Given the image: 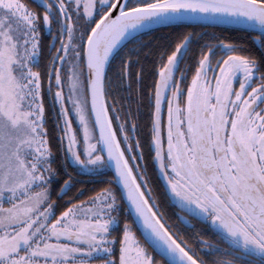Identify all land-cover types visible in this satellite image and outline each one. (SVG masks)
I'll return each instance as SVG.
<instances>
[{"label":"snow or ice","instance_id":"6c2138e0","mask_svg":"<svg viewBox=\"0 0 264 264\" xmlns=\"http://www.w3.org/2000/svg\"><path fill=\"white\" fill-rule=\"evenodd\" d=\"M0 264H264V0H0Z\"/></svg>","mask_w":264,"mask_h":264}]
</instances>
